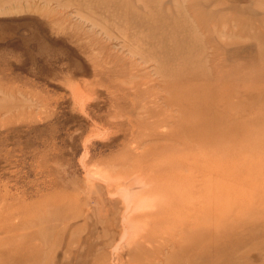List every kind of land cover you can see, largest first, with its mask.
<instances>
[{
  "label": "rangeland",
  "instance_id": "rangeland-1",
  "mask_svg": "<svg viewBox=\"0 0 264 264\" xmlns=\"http://www.w3.org/2000/svg\"><path fill=\"white\" fill-rule=\"evenodd\" d=\"M208 59L244 142L205 172L167 98ZM205 222L264 264V0H0V264H203L180 236Z\"/></svg>",
  "mask_w": 264,
  "mask_h": 264
},
{
  "label": "bare ground",
  "instance_id": "bare-ground-1",
  "mask_svg": "<svg viewBox=\"0 0 264 264\" xmlns=\"http://www.w3.org/2000/svg\"><path fill=\"white\" fill-rule=\"evenodd\" d=\"M208 62L210 65H208ZM168 66L167 68H169ZM205 67L206 72H200V70L194 68L188 69L184 72L176 71L177 73L172 77V85L171 87L169 86L171 91L167 101L175 104L180 109L178 115L184 118V121H177L175 124L176 127L174 126V129L177 128L173 133L175 141L183 143V146H185L183 140L200 142V144H202L200 150L207 151V154H209L202 155H204V157L207 156L205 160V172H210L213 170L216 162H218L217 158H219L221 154L226 157H232L233 155L237 158L240 157L239 154L242 152L244 133L241 128V110L239 108L240 93H233L228 90L224 84L220 89L213 87L210 77L214 75V73L219 75V72L222 71V69H218L212 59L206 61ZM236 74L240 75V73ZM222 77V80L225 79V77L227 79L229 75L225 74ZM233 94L236 95L233 96ZM234 98L235 101L232 103ZM220 107L221 111L218 112V108L220 109ZM226 112L229 114L234 113L237 116L238 122L235 121L230 123L228 119L226 120ZM175 164V160L170 162L172 169L175 167ZM238 164L239 166L241 165V159H239ZM181 179L183 180L184 178ZM211 182L212 181L209 180L205 181V188L201 197L202 200L208 202L209 206H211L210 204L214 200V196H212L211 190L208 188V185L211 184ZM126 189L127 188H125V190ZM180 191L181 194L179 195V198H177L176 204L174 203L173 206L177 205L178 207H181L184 204L183 202H186L191 211V209H193V201L191 197L192 191H189L190 194H188L187 189L184 188ZM160 193L161 191L159 190L158 194ZM188 195H190V197ZM159 196L161 200L158 205L161 206L163 205V196ZM215 197L217 198V196ZM169 211L170 213L175 212V210ZM176 211L181 213V208L178 210L176 209ZM218 224L220 226H212L209 222H205L194 228L188 238L184 237V235L180 236V238L183 237L182 239L186 241L185 245L187 243L191 260L202 258L203 264H229L228 253L226 252V247L227 245L229 246V242H225V237L223 238L222 235H219L216 232L217 230L214 231V227H221V222ZM223 228H225V226Z\"/></svg>",
  "mask_w": 264,
  "mask_h": 264
}]
</instances>
